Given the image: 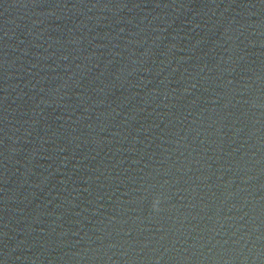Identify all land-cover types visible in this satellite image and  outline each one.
I'll use <instances>...</instances> for the list:
<instances>
[{
    "label": "water",
    "instance_id": "95a60500",
    "mask_svg": "<svg viewBox=\"0 0 264 264\" xmlns=\"http://www.w3.org/2000/svg\"><path fill=\"white\" fill-rule=\"evenodd\" d=\"M0 264H264V0H0Z\"/></svg>",
    "mask_w": 264,
    "mask_h": 264
}]
</instances>
